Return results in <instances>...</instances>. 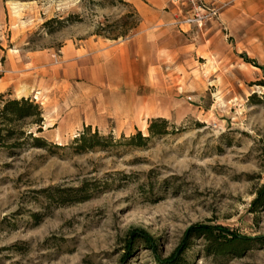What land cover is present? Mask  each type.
Listing matches in <instances>:
<instances>
[{
	"label": "rangeland",
	"instance_id": "obj_1",
	"mask_svg": "<svg viewBox=\"0 0 264 264\" xmlns=\"http://www.w3.org/2000/svg\"><path fill=\"white\" fill-rule=\"evenodd\" d=\"M137 2L0 0V94L40 106L41 131L30 119L19 128L45 142L0 146V264H157L140 244L124 256L133 227L157 238L163 257L197 223L264 235V208L248 210L264 182V77L249 62L264 67V0H163L146 30L149 71L137 61ZM196 13L210 16L185 23ZM103 64L106 87L91 73ZM117 66L146 83L136 91ZM154 117L167 134L126 142L147 136ZM85 131L112 139L81 151ZM185 257L264 264V243L225 257L193 238Z\"/></svg>",
	"mask_w": 264,
	"mask_h": 264
},
{
	"label": "trees",
	"instance_id": "obj_2",
	"mask_svg": "<svg viewBox=\"0 0 264 264\" xmlns=\"http://www.w3.org/2000/svg\"><path fill=\"white\" fill-rule=\"evenodd\" d=\"M253 65L257 66L263 71L264 67L257 64L254 60H249ZM264 86V79L260 81ZM3 94H0V146L17 147L23 143L24 140H31V145L35 147H42L44 140L40 137L32 136V132L25 133L20 130L19 123L23 120L30 119V123L38 126L37 130L41 131L42 111L38 104L27 97L3 99ZM148 135L145 136L140 130L132 134L126 139L128 144L133 146H144L150 138L155 136H162L168 133V121L163 117L151 118L147 126ZM22 139V140H21ZM111 136H99L95 131L88 134L87 131L81 133L75 140V147L78 150L85 151L95 147H103V140H110ZM85 187L74 189V192L84 191ZM66 190H61L60 201L62 203L69 197ZM86 197V196H85ZM75 201H80L85 198H76ZM264 208V182L256 189L255 196L250 202L248 208L249 212L256 213ZM193 238H202L204 240V251L206 255L213 256H240L247 249L252 241L264 243V235L246 236L236 231L229 230L220 226L197 223L189 226L178 246L167 256H161L158 252V239L153 237L149 232L140 227L131 228L125 238V257H129L136 244L142 245L145 249H149L155 262L157 264H188L185 257L187 249L190 247Z\"/></svg>",
	"mask_w": 264,
	"mask_h": 264
},
{
	"label": "crops",
	"instance_id": "obj_3",
	"mask_svg": "<svg viewBox=\"0 0 264 264\" xmlns=\"http://www.w3.org/2000/svg\"><path fill=\"white\" fill-rule=\"evenodd\" d=\"M163 3H164L163 0H139V2L136 3L138 11H139L140 15L142 16V21L140 22V25H139L140 32L137 33V35H136V49H137V53L139 55L137 61H138V63H140L142 65L146 64V70L145 71H149L150 66H151V63L148 60L144 61L145 55H147L146 53H144L145 52L144 46L146 45L145 39L148 37V35H150L149 32H146V30H147L148 26L156 23L157 19H155L153 17V15H154L153 12H156L155 7H162L164 5ZM114 52L117 54L116 55L117 57H120V55H123L124 49L120 48L118 50H115ZM115 69H116L115 71L118 72V77L120 78L119 74H121L122 75L121 80L126 84H130V86L132 88H134L136 91L143 83H146V82H144V78L139 71H137L135 76H133V74H132V72H130V70L127 71L125 69V71H123L121 66H117ZM91 73H92V78L97 80V82L102 81L104 86L106 84L108 85L109 72H108V68L105 64L92 68ZM103 89H104V87H103ZM136 94H139V93H136ZM144 100H145V98L143 95H137L135 101L139 102L142 109L144 108V106L149 109L150 108L149 102H147V100H145V101ZM150 109H152V107ZM153 115H157V113H154Z\"/></svg>",
	"mask_w": 264,
	"mask_h": 264
},
{
	"label": "built area",
	"instance_id": "obj_4",
	"mask_svg": "<svg viewBox=\"0 0 264 264\" xmlns=\"http://www.w3.org/2000/svg\"><path fill=\"white\" fill-rule=\"evenodd\" d=\"M213 13V12H212ZM211 13V14H212ZM214 14V13H213ZM210 16V15H209ZM209 16H204V15H199V14H195V16H189V17H187V18H185V23H187V24H190V23H192V22H194V21H201L203 18H207V17H209Z\"/></svg>",
	"mask_w": 264,
	"mask_h": 264
}]
</instances>
